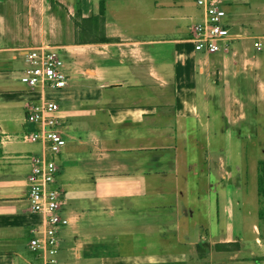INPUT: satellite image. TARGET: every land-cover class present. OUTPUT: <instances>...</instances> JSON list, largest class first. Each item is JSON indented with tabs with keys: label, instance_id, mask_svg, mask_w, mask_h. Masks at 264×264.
I'll use <instances>...</instances> for the list:
<instances>
[{
	"label": "crops",
	"instance_id": "obj_1",
	"mask_svg": "<svg viewBox=\"0 0 264 264\" xmlns=\"http://www.w3.org/2000/svg\"><path fill=\"white\" fill-rule=\"evenodd\" d=\"M151 2L135 37L125 27V0H0V264H45L29 247L46 219L30 210L26 158L44 145L23 139L37 129L26 121L29 106L43 100H57L58 129L68 139L57 186L70 223L59 229L51 264H264V0H227L233 40L213 54L191 41L203 17L194 0ZM39 47L63 60L66 88L22 81L27 54ZM203 134L208 144L199 156L194 143ZM245 135L247 152L257 155L243 169ZM211 140L219 149H209ZM167 150L171 159H150ZM213 167L218 187L228 183L227 199L224 191L218 200L167 197L182 189L181 173ZM245 171L252 200L236 197L245 191ZM210 174L201 176L208 190ZM145 189L163 197L164 208L176 201V211L149 203L162 200H125Z\"/></svg>",
	"mask_w": 264,
	"mask_h": 264
},
{
	"label": "built area",
	"instance_id": "obj_2",
	"mask_svg": "<svg viewBox=\"0 0 264 264\" xmlns=\"http://www.w3.org/2000/svg\"><path fill=\"white\" fill-rule=\"evenodd\" d=\"M202 9L203 17L192 29L191 41L196 51L213 54L229 49L233 37L226 24L227 0H194ZM258 48L262 44L257 43ZM27 67L21 79L32 88L43 84L47 88L60 90L69 84L64 62L53 50L39 47L27 54ZM60 106L55 100H43L29 106L26 121L37 127L23 135L24 140L41 142L40 154L27 155L32 170L28 178L30 210L45 216L46 224L32 230L29 247L41 254L45 264L56 261L60 249L59 229L70 223L63 214V190L57 186L61 173L60 153L67 140L58 129L62 122Z\"/></svg>",
	"mask_w": 264,
	"mask_h": 264
},
{
	"label": "rangeland",
	"instance_id": "obj_3",
	"mask_svg": "<svg viewBox=\"0 0 264 264\" xmlns=\"http://www.w3.org/2000/svg\"><path fill=\"white\" fill-rule=\"evenodd\" d=\"M152 2L151 0H125V27L129 28V33H131V35H135V37H138L140 35L141 30H140V25H143L144 22H147L146 19L149 18L151 11H152V7L153 5H150ZM196 23V22H195ZM131 24V25H130ZM131 27V28H130ZM100 34V33H99ZM98 34V35H99ZM134 37V36H133ZM168 48L170 49V46H168ZM72 82V81H71ZM75 82V81H74ZM244 80H243V85H244ZM244 95V93H243ZM57 101V100H55ZM58 103V102H57ZM247 111L249 113V119L252 121L253 119V114H251V110L252 107L250 105L247 106ZM261 121H264V117L261 116ZM243 126L248 129L249 128V124H244ZM125 131H126V127H125ZM205 132V131H204ZM247 133V132H246ZM76 135L79 136H84L85 135V130L84 131H78L76 132ZM204 139L200 140L199 143L195 142L194 143V147L196 150V153L201 156V154L199 153L198 150L203 151V154H206V145L208 144V139H207V135L203 134ZM214 136V135H213ZM65 137V136H64ZM66 138V137H65ZM249 139V138H247ZM66 140H68L66 138ZM250 140V139H249ZM137 142H126L125 141V145L130 144V145H136L137 143H140V140H136ZM220 141H215V140H211L210 142V150L212 151L214 148L219 149L217 147V145L219 144ZM253 142H250V144H252ZM212 144V145H211ZM249 144L246 140V135L242 141V151L243 154L241 156V166L243 169L246 168L247 164L251 163L255 160V157L257 155L256 153H253L252 149L250 148L249 152H247V148L246 145ZM174 149V148H172ZM198 149V150H197ZM173 150H167V151H159V152H154L153 154H151L150 159L152 161H156V163H160V159H162V157L168 155L170 156L168 159H171V157L173 156ZM217 159V158H216ZM216 159L214 161V166L217 165L216 163ZM247 159V160H246ZM250 162H249V161ZM163 163H165V161H163ZM63 169V167H62ZM214 169H216L215 167H213V169L211 170V172H207V173H202V172H187L186 174H180V181H178L179 183V188L182 189H173L167 192V197L170 198V200H218V196L220 198L223 197V191L225 192L224 197H226L227 199V182L225 183V185H223L224 190H222L221 188L218 187V184L216 182L217 177L216 174L214 173ZM236 172L239 173L238 168L236 167ZM210 174V179L212 180L213 183V189L208 190L209 188H207V184H208V180H202L203 175L205 174ZM244 174V173H243ZM169 178H167V182L169 185H172L174 188L176 187V180L174 177V174H168ZM23 177H25V175L23 174ZM199 177V178H198ZM250 174L245 171V185L243 182V186H244V192H242V196L237 194L236 197H242V200H252L253 199V195H248L246 193V190H249L251 192H253L252 194H254V192H256L255 190L253 191L254 187L252 186V183L249 181L250 178ZM198 178V179H197ZM235 179H237V177H235ZM221 184H223V182L221 180H219ZM238 182V180H237ZM252 187H251V186ZM181 186V187H180ZM185 186H187V188H184ZM152 189H145L146 194H135V195H126L125 196V200H162L161 203L159 202H155V201H151L149 202L152 205H155L156 207H158L160 209L161 212H165V211H176V201H168V203H171L173 205V208L167 207L164 208L162 205L167 204V201H163V197H156L155 195H153L151 193ZM210 191V192H208ZM210 193V194H209ZM166 197V198H167ZM252 198V199H251ZM229 199H233V197L231 196ZM147 205V202H145ZM192 207L195 208V206H193L191 204ZM146 209V208H145ZM144 209V210H145ZM196 212H198V209H196ZM205 212H207V210H205Z\"/></svg>",
	"mask_w": 264,
	"mask_h": 264
},
{
	"label": "trees",
	"instance_id": "obj_4",
	"mask_svg": "<svg viewBox=\"0 0 264 264\" xmlns=\"http://www.w3.org/2000/svg\"><path fill=\"white\" fill-rule=\"evenodd\" d=\"M102 11L104 12V8ZM98 31H101V30H98ZM102 39H103V41H107V38L104 35H103ZM261 166L263 168V169H261V173H263V175H261L259 181H260L261 191H263L262 189H263V185H264V162H261Z\"/></svg>",
	"mask_w": 264,
	"mask_h": 264
}]
</instances>
